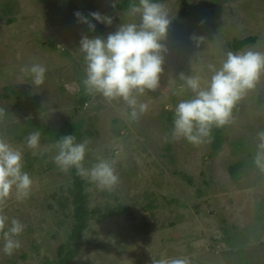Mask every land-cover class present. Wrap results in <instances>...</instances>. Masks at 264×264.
I'll list each match as a JSON object with an SVG mask.
<instances>
[{"label":"rangeland","instance_id":"374dc122","mask_svg":"<svg viewBox=\"0 0 264 264\" xmlns=\"http://www.w3.org/2000/svg\"><path fill=\"white\" fill-rule=\"evenodd\" d=\"M119 1L0 0V137L22 152L23 171L32 180L26 199H18L15 188L0 199V215L9 224L16 219L24 225L17 237L21 246L12 255L3 253L0 233V264H44L67 241L73 206L68 201L61 207L58 200L71 198L72 169L61 171L53 157L55 133L63 134L86 94L79 42L84 35L106 37L120 24L139 20L127 15V8L115 13L111 25L92 21L96 27L90 31L74 13L89 19L91 12L108 16ZM160 3L171 17L168 52L159 87L138 97L147 110L131 121L123 101L87 92L72 120L82 121L83 134L76 141H88L84 166L103 158L119 177L110 190L84 177L88 208L122 204L129 213L102 219L90 214L71 264H166L173 258L190 264H264V172L253 164L257 133L264 131V73L237 102L222 147L212 158L211 136L199 145L174 139V115L169 119L178 102L192 95L173 94L183 84L179 74L208 78V64L219 67L228 51L264 53V0ZM249 36L255 38L250 45L238 51L230 47L233 39ZM193 37L206 40L197 47ZM33 64L46 68L40 86L28 71ZM46 127L55 133H44ZM21 130L28 132L18 140L15 134ZM34 131L41 133L37 149L26 144ZM238 141L244 145L235 146ZM237 162L244 164L234 178L229 167Z\"/></svg>","mask_w":264,"mask_h":264},{"label":"clouds","instance_id":"9594fccd","mask_svg":"<svg viewBox=\"0 0 264 264\" xmlns=\"http://www.w3.org/2000/svg\"><path fill=\"white\" fill-rule=\"evenodd\" d=\"M78 22L94 31L96 25L112 24V17L91 12L88 17L80 12L74 13ZM127 15L139 17L138 22L120 24L106 37L84 35L79 42L86 65V78L83 80L86 92L99 94L109 102L123 101L128 108L131 121L139 119L148 105L138 100L145 92L155 91L160 84L164 71L165 55L168 52L165 41L171 24V17L165 6L158 0H138L129 6ZM197 47L206 40L193 37ZM28 71L35 86L44 82L46 68L33 64ZM208 78L201 75L179 74L183 81L179 91L182 95L190 91L188 99L178 102L174 111L172 137L183 138L193 145H199L211 136L213 126L219 128L228 124L232 111L244 95L256 87L264 73V53L258 51H228L219 67L208 64ZM41 133L34 131L26 139L31 149L40 146ZM256 153L253 158L255 167L264 172V131L257 133ZM88 141L77 142L74 134L57 139L54 163L63 171L75 169L81 177H86L100 189H112L119 177L112 164L98 158L91 167L84 166ZM32 180L23 171V154L4 138L0 137V199L7 198L15 188L18 199H26L30 194ZM24 225L0 215V233L3 234L2 251L12 255L20 248L17 237L23 232ZM166 264H190L186 258H173Z\"/></svg>","mask_w":264,"mask_h":264},{"label":"trees","instance_id":"16d2710c","mask_svg":"<svg viewBox=\"0 0 264 264\" xmlns=\"http://www.w3.org/2000/svg\"><path fill=\"white\" fill-rule=\"evenodd\" d=\"M161 1H167V0H158V2ZM132 3H138V0H121L117 3H114L111 7V13L108 15L112 17V19L115 17V13L118 11H123L129 8V6ZM101 26H105L104 24H101ZM254 37H245L242 39H233L232 43L230 44V47L233 49V51H238L242 48H244L247 45H250L252 42H254ZM13 91V90H11ZM86 92V90L84 91ZM83 94V93H82ZM88 93L81 95L82 97L78 99L77 104L73 108L72 115L67 119L66 124L63 125L62 128V135L60 133H55L48 127L44 128L43 132L48 133L51 135L52 133H55L56 139H59L60 137L64 135L74 134V136L79 138L80 135L83 134L82 131V121L79 120L78 122L74 123L72 122L73 118L77 115V112L80 110L83 105H85L88 97ZM3 96L9 97V94L3 93ZM237 110V104L233 108L232 111V118ZM174 113H169V119L172 118ZM231 118V120H232ZM231 122V121H230ZM230 122L223 127H215L213 126L211 130V139H210V158L214 157L217 152L222 147V144L225 140L224 137V131L227 128V126L230 124ZM28 130H21L18 131L15 134V137L18 140H22L24 138V135L27 134ZM91 131H85V133L89 134ZM235 146H242L244 145L243 142H235ZM250 154V153H249ZM243 162H237L232 164L229 167L230 174L236 178L237 171L240 168L241 165H243ZM186 180L190 183H192V178L190 176H185ZM69 193L71 198L65 197L63 200H58L59 205L61 207H65L67 205V202L70 201L71 205L73 206L72 211V225L69 231V234L67 236V241L64 243H61L57 247L56 257L53 260L45 261L44 264H71L73 258L75 257L76 249L74 245L77 244L78 239L82 236L83 232L88 226V218L90 214L96 215L98 219L102 218H110L114 216H120L122 214H125L129 210V206L122 205V204H116V205H106L103 209L95 208V209H89L87 206L88 198H89V191H88V184L85 181L84 177H81L77 174L75 169H72V178H71V184L69 185ZM264 207V204H263ZM129 213V212H128ZM227 232V229H226ZM231 242V241H230ZM241 264H247V261L241 262Z\"/></svg>","mask_w":264,"mask_h":264}]
</instances>
